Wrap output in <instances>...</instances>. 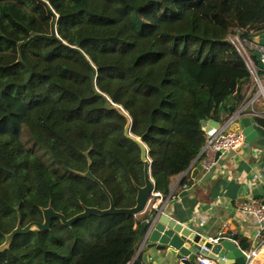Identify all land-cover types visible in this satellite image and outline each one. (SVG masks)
I'll list each match as a JSON object with an SVG mask.
<instances>
[{
    "label": "trees",
    "instance_id": "trees-1",
    "mask_svg": "<svg viewBox=\"0 0 264 264\" xmlns=\"http://www.w3.org/2000/svg\"><path fill=\"white\" fill-rule=\"evenodd\" d=\"M259 33L264 0H0V246L19 218L43 222L50 205L68 219L108 209L84 176L88 159L116 207H135L141 149L112 104L144 137L156 191L169 197L200 154L202 122L248 75L229 39ZM140 223L55 220L16 237L0 264H132Z\"/></svg>",
    "mask_w": 264,
    "mask_h": 264
},
{
    "label": "water",
    "instance_id": "water-1",
    "mask_svg": "<svg viewBox=\"0 0 264 264\" xmlns=\"http://www.w3.org/2000/svg\"><path fill=\"white\" fill-rule=\"evenodd\" d=\"M254 40L256 43L264 46V34L259 33ZM260 68L263 65L260 64ZM112 110L120 111L128 118L124 134L128 139L133 140L141 149V160L144 164V186H136L137 198L136 205L130 209L117 208L113 197L109 193L105 185L97 179L91 171L92 161L88 159L89 169L84 174L86 178L91 179L104 191L110 200V207L108 209H98L84 206L82 213L68 219L62 213L53 209L50 205L43 209V222H31L26 226L21 223L19 218L16 228L5 237V242L0 246V255L3 254L12 245L16 237L29 234L34 231L47 232L51 230L52 222L59 220L66 227H73L79 221L87 219L91 216H117V215H132L137 217L145 214L148 217L141 222L140 235L142 244H146L148 252L143 259L146 264H197L196 258L203 255L218 264H245V258L239 245L229 239L222 240L218 244H214L209 239L202 237L201 234L194 231L193 227L189 225L176 222L170 216L165 214L166 205L154 209L150 213L148 207L156 190V185L151 174V162L149 160V152L144 144V137L137 138L131 133L132 121L127 113L119 106L112 104L109 106ZM216 109L211 113V119L203 121L202 126L209 128H217L218 123L214 121ZM240 130L243 131L246 140L250 143H256L260 147H264V129L258 124L255 118L244 117L236 123ZM88 156V153H86ZM221 154L217 153V164L207 174L210 177L218 167L224 165V161L220 159ZM196 162V161H195ZM264 166V163H263ZM203 167L200 165L193 171V178L195 179ZM190 192H184L181 198L187 196ZM264 196V186L260 189L256 199ZM134 264V263H133Z\"/></svg>",
    "mask_w": 264,
    "mask_h": 264
},
{
    "label": "crops",
    "instance_id": "crops-1",
    "mask_svg": "<svg viewBox=\"0 0 264 264\" xmlns=\"http://www.w3.org/2000/svg\"><path fill=\"white\" fill-rule=\"evenodd\" d=\"M229 107L232 108L230 105ZM257 109L260 110V105L257 106ZM258 124L261 126L259 122ZM261 127L264 129L263 126ZM250 144L249 148L244 147L238 153L222 157L224 165L218 167L207 178L208 172L205 169H202L195 179L193 178V171L202 164L196 161L187 172L172 179V195L165 200V203L163 197L151 198L148 212L166 205V215L176 222L193 227L194 231L201 234L202 237L212 240L223 233L225 235L234 233L240 248H244L242 241L249 244L250 249L256 247L260 244L261 239L256 237L257 226L253 219L249 217L237 219L233 210L250 198L256 199L260 189L264 186V182H260L254 176L255 168L264 171V147H260L256 143ZM207 158L216 162V154H211ZM183 181L191 182V192L189 191L187 196L181 198L183 191L180 193L178 189L179 183ZM147 217L142 214L136 218L143 222ZM148 252L146 244H142L141 238L137 255L132 264H135L137 260L146 264L143 257ZM214 264L218 263L214 261Z\"/></svg>",
    "mask_w": 264,
    "mask_h": 264
},
{
    "label": "built area",
    "instance_id": "built-area-1",
    "mask_svg": "<svg viewBox=\"0 0 264 264\" xmlns=\"http://www.w3.org/2000/svg\"><path fill=\"white\" fill-rule=\"evenodd\" d=\"M252 39L243 37L242 34L229 39L243 58L248 75L237 84V89L232 96L234 97L232 99L233 104H230L232 108L224 105L217 106L214 121L218 123V127L202 126L203 143L197 161L200 160L201 166L208 173L217 164V162L214 163L210 158H207L211 154L220 153V158H222L228 154L238 153L244 147L249 148L251 146L243 131L236 124L240 119L248 117L264 120V46ZM254 56L257 57L258 64H256ZM260 64L263 65V68H260ZM259 105L260 110L257 109ZM254 176L260 182H264L263 170L255 168ZM190 188L191 185H184L183 191L188 192ZM152 197L162 198L163 196L155 190ZM233 210L237 219L242 217L253 219L257 226L256 237L261 239L260 244L250 250L241 248L245 264H264V196L260 199L250 198ZM235 238L234 233L228 235L223 233L210 241L218 244L222 240L230 239L237 243ZM196 261L197 264H214L212 259L203 255L198 256Z\"/></svg>",
    "mask_w": 264,
    "mask_h": 264
},
{
    "label": "rangeland",
    "instance_id": "rangeland-1",
    "mask_svg": "<svg viewBox=\"0 0 264 264\" xmlns=\"http://www.w3.org/2000/svg\"><path fill=\"white\" fill-rule=\"evenodd\" d=\"M179 184H180L179 186L181 187V190L184 188V185H185V186L188 185V184H184V185L182 186V182H180ZM171 189H172V187H171ZM190 192H191V190H190ZM180 193H181V192H180ZM163 199H164L163 202L165 203V198H163Z\"/></svg>",
    "mask_w": 264,
    "mask_h": 264
},
{
    "label": "clouds",
    "instance_id": "clouds-1",
    "mask_svg": "<svg viewBox=\"0 0 264 264\" xmlns=\"http://www.w3.org/2000/svg\"><path fill=\"white\" fill-rule=\"evenodd\" d=\"M253 39H255L256 38V36L255 37H252ZM217 155V154H216ZM221 159V158H220ZM197 161V160H196ZM195 163V162H194ZM193 166V165H192ZM189 192V191H188ZM183 193H184V191H183Z\"/></svg>",
    "mask_w": 264,
    "mask_h": 264
}]
</instances>
